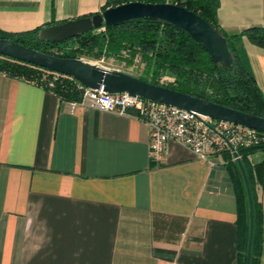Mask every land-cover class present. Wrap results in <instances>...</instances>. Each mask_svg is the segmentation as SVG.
I'll return each mask as SVG.
<instances>
[{
  "label": "crops",
  "instance_id": "obj_1",
  "mask_svg": "<svg viewBox=\"0 0 264 264\" xmlns=\"http://www.w3.org/2000/svg\"><path fill=\"white\" fill-rule=\"evenodd\" d=\"M170 1V0H167ZM106 0H0V30L23 32L102 12ZM219 28L264 97V0H219ZM134 112L72 108L0 73V264H238L231 152L200 159L170 141L149 159ZM235 161V160H234ZM264 162V151L248 157ZM258 264H264V179Z\"/></svg>",
  "mask_w": 264,
  "mask_h": 264
},
{
  "label": "trees",
  "instance_id": "obj_2",
  "mask_svg": "<svg viewBox=\"0 0 264 264\" xmlns=\"http://www.w3.org/2000/svg\"><path fill=\"white\" fill-rule=\"evenodd\" d=\"M131 2H169L198 15L226 39L232 56L231 68L213 62L199 42L194 41L186 32L161 20L136 19L119 26H104L100 30L60 44L40 42L38 32L43 27L16 33L0 30V39L59 58H115L126 65L137 63L143 66L142 74L137 76L141 81L264 118V97L236 53L232 43L235 36L227 35L217 25L216 10L219 0H106L102 11ZM242 35L251 44L264 48V28H250L242 32ZM0 73L51 91L66 102H78L82 96L80 84L70 77L2 55ZM256 151H264V144L236 148L252 201L250 264H258L261 241V207L257 201L255 187L264 179V162L251 166L248 161V157ZM222 152L229 154V150ZM229 163L228 173L237 207L238 264H245L249 229L248 200L237 162L230 158Z\"/></svg>",
  "mask_w": 264,
  "mask_h": 264
},
{
  "label": "water",
  "instance_id": "obj_3",
  "mask_svg": "<svg viewBox=\"0 0 264 264\" xmlns=\"http://www.w3.org/2000/svg\"><path fill=\"white\" fill-rule=\"evenodd\" d=\"M136 19L161 20L171 24L186 32L194 41L199 42L213 62L231 68L232 56L227 47L226 39L198 15L172 3L144 4L131 2L109 7L92 16L43 27L38 32V40L47 44H60L100 30L104 26H119ZM0 55L70 77L91 91H102L110 95L126 93L133 97L176 107L195 115L264 133V118L262 117L240 112L163 86L153 85L141 81L132 74L119 70H108L85 59L59 58L4 39H0ZM209 128L228 146L238 164L245 185L249 214L245 264H250L253 215L247 178L233 146L223 135L211 127Z\"/></svg>",
  "mask_w": 264,
  "mask_h": 264
},
{
  "label": "built area",
  "instance_id": "obj_4",
  "mask_svg": "<svg viewBox=\"0 0 264 264\" xmlns=\"http://www.w3.org/2000/svg\"><path fill=\"white\" fill-rule=\"evenodd\" d=\"M80 88L83 90L81 99L71 102L72 108H94L118 115L134 112L149 127V159L155 165L160 164L166 156L170 141L188 148L200 159L207 158L212 151L220 153L229 150L225 142L209 127L223 135L235 150L241 146L264 144V133L252 129L202 117L126 93L110 95L102 91H91L81 85Z\"/></svg>",
  "mask_w": 264,
  "mask_h": 264
},
{
  "label": "rangeland",
  "instance_id": "obj_5",
  "mask_svg": "<svg viewBox=\"0 0 264 264\" xmlns=\"http://www.w3.org/2000/svg\"><path fill=\"white\" fill-rule=\"evenodd\" d=\"M169 3V2H167ZM87 61L96 63L108 70H119L123 71L129 74H132L134 76H140L143 72V66L138 65L137 63L126 65L125 62H122L120 60H116L115 58L112 59H100V60H93V59H85ZM166 78V77H164ZM168 78V77H167Z\"/></svg>",
  "mask_w": 264,
  "mask_h": 264
}]
</instances>
